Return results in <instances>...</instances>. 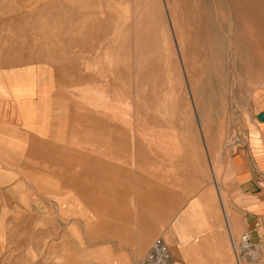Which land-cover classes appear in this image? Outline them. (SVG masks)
Masks as SVG:
<instances>
[{
	"label": "rangeland",
	"instance_id": "obj_1",
	"mask_svg": "<svg viewBox=\"0 0 264 264\" xmlns=\"http://www.w3.org/2000/svg\"><path fill=\"white\" fill-rule=\"evenodd\" d=\"M262 72L264 0H0V264L264 260Z\"/></svg>",
	"mask_w": 264,
	"mask_h": 264
},
{
	"label": "bare ground",
	"instance_id": "obj_2",
	"mask_svg": "<svg viewBox=\"0 0 264 264\" xmlns=\"http://www.w3.org/2000/svg\"><path fill=\"white\" fill-rule=\"evenodd\" d=\"M171 24H172V29L175 30V24H174L173 19H171ZM254 26L256 27V29L258 31L262 30V26L260 24L257 23ZM254 26H253V28L255 29ZM178 49H179V45H178ZM179 52H180V55H181V50L180 49H179ZM180 60L183 63V60H185V59H183V57H182ZM183 69L186 70V66L185 65H183ZM263 73L264 72H262V74L260 75L261 76V80L259 82V87L256 88L258 90L264 89V74ZM186 76H187V78H186L187 85L190 86V90H191V84H190V81H189V75L187 74ZM260 93H261L260 96H264V92L260 91ZM192 97H193V93H192ZM258 109L264 111L263 105L258 107ZM197 124H199L200 126L202 125V121H201L199 115H198V123ZM261 124H262V126L261 125L259 126V128L256 130V134L254 136L248 137L247 135L244 134L242 136H239V135L238 136H234V138H233V145L237 144L238 146L242 145V146H246L248 148V153H244L243 151H240L239 159H237L236 161H233V169L235 170V172L237 171V174L239 175V178H244V176L246 175V172H245V169H244L245 168L244 167L245 164L241 161V159L243 157H246L251 162H254V164H252L255 167L254 169H257L258 171H260L261 174L264 173V123L261 122ZM251 158H252V160H251ZM242 164H244V165H242ZM212 174H213L212 176H213V179L215 180V183L217 184V182H218V184H217V194L219 195L221 200H225L226 196H227V192L230 190V188L225 185L224 181H223L222 184L219 183V182H221L220 181V177H219V174L217 172V169L213 165H212ZM263 181H264V177H263ZM213 184H214V182H213ZM262 185L264 186V184H262ZM92 188H93V186H92ZM222 211H223L224 220L226 221V224L228 225V228L230 230L231 227H232V224H231V221H230L231 220L230 219V213L227 214V209L225 208V205H222ZM229 211H230V209L228 208V212ZM180 221H182V220H180ZM233 237H234L233 234H231V240H232L231 243H232V247H233L232 249L233 250L235 249L237 251L239 246L236 245L235 239ZM163 238H161V239H163ZM163 240H164V242L166 244L167 242L165 241V239H163ZM242 248H244L243 249V252L245 251L244 254H247V255L250 252L251 254L253 253L254 256H257L256 255V251H259V249L256 248V246L250 244L249 242H244V245H243ZM172 262H173V260H172Z\"/></svg>",
	"mask_w": 264,
	"mask_h": 264
},
{
	"label": "crops",
	"instance_id": "obj_3",
	"mask_svg": "<svg viewBox=\"0 0 264 264\" xmlns=\"http://www.w3.org/2000/svg\"><path fill=\"white\" fill-rule=\"evenodd\" d=\"M3 104L2 101H0V106ZM27 107V106H26ZM29 111L26 110L25 114L21 115V119L23 122L24 127L27 126V130L24 129V132L22 134H29L28 131V126H29ZM11 119L9 116H7L6 111L0 110V134L5 133V129L3 125H5L7 122H2V119ZM15 118H18V116H15ZM14 119V116L12 117ZM12 123V121L10 122ZM10 134L12 132L10 131ZM170 248L172 251V257H173V262L172 264H232V260L229 255H220V254H204V255H186L182 254L177 246V243L173 241V237L171 236L170 240ZM257 258H252L250 261L251 264H264V260H256Z\"/></svg>",
	"mask_w": 264,
	"mask_h": 264
},
{
	"label": "built area",
	"instance_id": "obj_4",
	"mask_svg": "<svg viewBox=\"0 0 264 264\" xmlns=\"http://www.w3.org/2000/svg\"><path fill=\"white\" fill-rule=\"evenodd\" d=\"M248 235L243 237V242H249ZM144 264H172V256L164 240L159 238L152 245L149 252L144 258Z\"/></svg>",
	"mask_w": 264,
	"mask_h": 264
},
{
	"label": "water",
	"instance_id": "obj_5",
	"mask_svg": "<svg viewBox=\"0 0 264 264\" xmlns=\"http://www.w3.org/2000/svg\"><path fill=\"white\" fill-rule=\"evenodd\" d=\"M257 117L259 121L264 122V112L260 113Z\"/></svg>",
	"mask_w": 264,
	"mask_h": 264
}]
</instances>
